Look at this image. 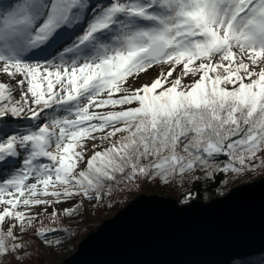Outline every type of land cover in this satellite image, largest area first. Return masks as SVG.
Listing matches in <instances>:
<instances>
[{
    "label": "snow or ice",
    "instance_id": "obj_1",
    "mask_svg": "<svg viewBox=\"0 0 264 264\" xmlns=\"http://www.w3.org/2000/svg\"><path fill=\"white\" fill-rule=\"evenodd\" d=\"M261 171L264 0H0V264L145 184Z\"/></svg>",
    "mask_w": 264,
    "mask_h": 264
},
{
    "label": "water",
    "instance_id": "obj_2",
    "mask_svg": "<svg viewBox=\"0 0 264 264\" xmlns=\"http://www.w3.org/2000/svg\"><path fill=\"white\" fill-rule=\"evenodd\" d=\"M264 177L207 201L139 194L57 264H232L264 254Z\"/></svg>",
    "mask_w": 264,
    "mask_h": 264
},
{
    "label": "trees",
    "instance_id": "obj_3",
    "mask_svg": "<svg viewBox=\"0 0 264 264\" xmlns=\"http://www.w3.org/2000/svg\"><path fill=\"white\" fill-rule=\"evenodd\" d=\"M195 175L202 176L203 174L201 172H197ZM262 177H264V171L251 173L242 176L239 179L228 178L227 183H222L221 181L226 178L223 175H218L215 181L200 179L195 183H193L189 177H185L182 182L179 178H177L173 182L172 186L169 187L156 183L145 184L140 192H132L123 197H117L113 202V206L110 208L90 209L83 217L82 222L79 224V228L77 229L73 227L71 229L72 236L74 238H71L70 241H66L59 246L45 247L40 243V241L36 240L35 237L31 235L26 236L25 242L31 245L28 252L32 258L31 260L24 261V264H57L60 260L70 255L76 249L78 241H75V239H81L84 237L87 233L97 227L102 220L111 217L116 211L124 207L139 194L157 193L163 196H171L179 204H184L182 201L189 193H191V200L200 199L207 201L213 197L224 195L231 188L237 185L254 181ZM49 239H54V237H49ZM262 255L264 254L248 258L253 262V264H259L260 257Z\"/></svg>",
    "mask_w": 264,
    "mask_h": 264
},
{
    "label": "rangeland",
    "instance_id": "obj_4",
    "mask_svg": "<svg viewBox=\"0 0 264 264\" xmlns=\"http://www.w3.org/2000/svg\"><path fill=\"white\" fill-rule=\"evenodd\" d=\"M148 81V77H142V79H141V81H140V83H144V82H147ZM96 228V227H95ZM94 228V229H95ZM80 239H75V241H79ZM61 261V260H60ZM59 261V262H60Z\"/></svg>",
    "mask_w": 264,
    "mask_h": 264
},
{
    "label": "bare ground",
    "instance_id": "obj_5",
    "mask_svg": "<svg viewBox=\"0 0 264 264\" xmlns=\"http://www.w3.org/2000/svg\"><path fill=\"white\" fill-rule=\"evenodd\" d=\"M8 2V0H3V3H7Z\"/></svg>",
    "mask_w": 264,
    "mask_h": 264
}]
</instances>
